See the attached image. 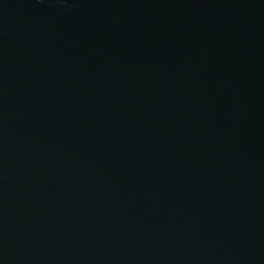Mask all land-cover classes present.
Returning <instances> with one entry per match:
<instances>
[{"label":"water","instance_id":"95a60500","mask_svg":"<svg viewBox=\"0 0 264 264\" xmlns=\"http://www.w3.org/2000/svg\"><path fill=\"white\" fill-rule=\"evenodd\" d=\"M0 264H264V0H0Z\"/></svg>","mask_w":264,"mask_h":264}]
</instances>
